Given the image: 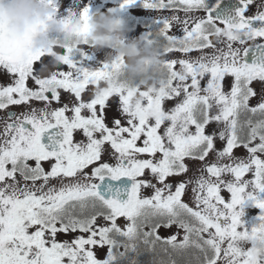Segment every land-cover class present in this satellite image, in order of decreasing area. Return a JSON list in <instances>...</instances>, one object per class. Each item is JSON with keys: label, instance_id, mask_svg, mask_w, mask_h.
Wrapping results in <instances>:
<instances>
[{"label": "snow or ice", "instance_id": "snow-or-ice-1", "mask_svg": "<svg viewBox=\"0 0 264 264\" xmlns=\"http://www.w3.org/2000/svg\"><path fill=\"white\" fill-rule=\"evenodd\" d=\"M144 7L155 92L0 32V264H264V0Z\"/></svg>", "mask_w": 264, "mask_h": 264}, {"label": "clouds", "instance_id": "clouds-1", "mask_svg": "<svg viewBox=\"0 0 264 264\" xmlns=\"http://www.w3.org/2000/svg\"><path fill=\"white\" fill-rule=\"evenodd\" d=\"M53 6L48 0H0V32L6 40L18 43L23 59L37 49L69 47L80 50L87 45L96 50H111L109 60L122 58L120 68L105 78L108 86L131 87L137 84L149 91H158L152 76L158 71V53L142 39L129 40L127 26L115 12L97 13L89 16L88 33L81 34L82 22L70 16L59 21L56 31L59 39L45 35ZM99 91L103 88L97 86ZM134 96L132 103L140 101ZM264 248V246H261Z\"/></svg>", "mask_w": 264, "mask_h": 264}, {"label": "rangeland", "instance_id": "rangeland-1", "mask_svg": "<svg viewBox=\"0 0 264 264\" xmlns=\"http://www.w3.org/2000/svg\"><path fill=\"white\" fill-rule=\"evenodd\" d=\"M55 11L51 13L52 19L47 22L46 31L56 30L59 21L64 17H72L75 19H80L81 13L85 8L88 9V15L92 16L97 13H108L115 12L119 19H122L119 15L123 8L133 6L132 15L127 16V21H123L127 26V37L129 40L132 39H142L144 42V37L152 34L153 39H155V33L160 27V20L158 14L151 9L144 7V0H135L131 5H125L124 0H54ZM146 21H155L157 25L154 26L157 30L144 29ZM134 23L133 27L130 28V23ZM47 38L50 39V35L45 33ZM111 50H96L90 46H83L80 50H74V54L77 55L78 59L74 60L80 61L82 66L88 69H98L105 63H111L109 60V54ZM138 83V82H137ZM79 138V137H78ZM261 215V210L251 204L245 206V215L243 220L245 225L249 228L256 222V217Z\"/></svg>", "mask_w": 264, "mask_h": 264}, {"label": "trees", "instance_id": "trees-1", "mask_svg": "<svg viewBox=\"0 0 264 264\" xmlns=\"http://www.w3.org/2000/svg\"><path fill=\"white\" fill-rule=\"evenodd\" d=\"M115 1V0H113ZM120 1V0H119ZM134 9L133 6H129V7H126V8H123V10L120 12L121 15H119L122 19V21H127L128 19V15L130 13V15H132V10ZM135 23V22H134ZM134 23L132 24V22L130 23V28L133 27ZM157 25L155 21H152V22H147L145 23V26H144V29H152V30H157L156 28H154V26Z\"/></svg>", "mask_w": 264, "mask_h": 264}, {"label": "flooded vegetation", "instance_id": "flooded-vegetation-1", "mask_svg": "<svg viewBox=\"0 0 264 264\" xmlns=\"http://www.w3.org/2000/svg\"><path fill=\"white\" fill-rule=\"evenodd\" d=\"M45 33H47V35L51 34V30L50 31H46ZM46 37H48V36H46Z\"/></svg>", "mask_w": 264, "mask_h": 264}]
</instances>
